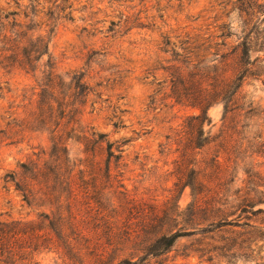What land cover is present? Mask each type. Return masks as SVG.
<instances>
[{
    "label": "rangeland",
    "instance_id": "obj_1",
    "mask_svg": "<svg viewBox=\"0 0 264 264\" xmlns=\"http://www.w3.org/2000/svg\"><path fill=\"white\" fill-rule=\"evenodd\" d=\"M45 215L74 248L37 264L106 221L113 264H264V0H0V220Z\"/></svg>",
    "mask_w": 264,
    "mask_h": 264
},
{
    "label": "trees",
    "instance_id": "obj_2",
    "mask_svg": "<svg viewBox=\"0 0 264 264\" xmlns=\"http://www.w3.org/2000/svg\"><path fill=\"white\" fill-rule=\"evenodd\" d=\"M241 77L236 78L233 81H227L226 78L217 75L213 78L210 90L202 89L199 98L193 97V95L185 94L184 92H176V98L181 97L195 99L199 108L204 110L206 115L207 107L213 103L214 98L226 99L230 88L234 87V92L240 87V83H236ZM179 94V96H178ZM175 95V91H174ZM182 95V96H181ZM182 99V98H181ZM112 144H109L108 153L112 155ZM179 216V214H176ZM46 221V222H45ZM45 222V223H43ZM103 231L101 234L94 237V241L91 243V253L97 255L98 264H113L114 259L110 261L111 255L107 252L106 247L110 249L117 248L116 232L112 222L107 221L103 224ZM67 228H70L67 226ZM66 225L61 218L51 219L48 215L43 216V220H0V264H37L36 256L44 252H59L63 251L67 258L73 250L74 246L70 240V236L66 234ZM135 230H130L129 233ZM182 232H176L169 235H161L156 238L152 246L154 248L147 252L158 255L166 252L174 243L177 236H180ZM104 237L105 244L102 246L99 242L101 237ZM71 239L76 240L75 237ZM87 241H91L89 238H80ZM104 243V242H103ZM116 264H136L135 260L131 258H122L118 260Z\"/></svg>",
    "mask_w": 264,
    "mask_h": 264
}]
</instances>
